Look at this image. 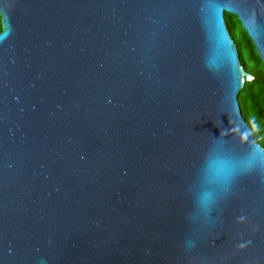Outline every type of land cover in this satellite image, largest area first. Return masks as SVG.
I'll list each match as a JSON object with an SVG mask.
<instances>
[{
    "label": "water",
    "instance_id": "water-1",
    "mask_svg": "<svg viewBox=\"0 0 264 264\" xmlns=\"http://www.w3.org/2000/svg\"><path fill=\"white\" fill-rule=\"evenodd\" d=\"M226 11L264 60V0H0V264H264Z\"/></svg>",
    "mask_w": 264,
    "mask_h": 264
},
{
    "label": "trees",
    "instance_id": "trees-1",
    "mask_svg": "<svg viewBox=\"0 0 264 264\" xmlns=\"http://www.w3.org/2000/svg\"><path fill=\"white\" fill-rule=\"evenodd\" d=\"M225 16L231 34L237 43L242 63L249 72L254 74V79L247 81L239 93V100L245 118L252 126L258 141L264 146V60L239 16L228 11L225 12Z\"/></svg>",
    "mask_w": 264,
    "mask_h": 264
},
{
    "label": "clouds",
    "instance_id": "clouds-1",
    "mask_svg": "<svg viewBox=\"0 0 264 264\" xmlns=\"http://www.w3.org/2000/svg\"><path fill=\"white\" fill-rule=\"evenodd\" d=\"M257 156V164L261 163L262 161H264V153H259V154H256ZM207 163V162H206ZM233 177H234V173L232 174H229V175H226L225 178H224V184L227 186L231 183V181L233 180Z\"/></svg>",
    "mask_w": 264,
    "mask_h": 264
}]
</instances>
